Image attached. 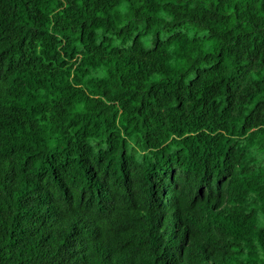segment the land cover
Wrapping results in <instances>:
<instances>
[{
	"label": "trees",
	"instance_id": "16d2710c",
	"mask_svg": "<svg viewBox=\"0 0 264 264\" xmlns=\"http://www.w3.org/2000/svg\"><path fill=\"white\" fill-rule=\"evenodd\" d=\"M185 262L264 264V0H0V264Z\"/></svg>",
	"mask_w": 264,
	"mask_h": 264
},
{
	"label": "rangeland",
	"instance_id": "374dc122",
	"mask_svg": "<svg viewBox=\"0 0 264 264\" xmlns=\"http://www.w3.org/2000/svg\"><path fill=\"white\" fill-rule=\"evenodd\" d=\"M56 210L51 209L50 213L53 215L55 213ZM171 214L174 216L175 220L177 223H181L183 225V234H184V238H186L188 231L191 232V222L190 220H186L185 218H181L179 219V213H177V210L174 208H170ZM50 220H52V218H50ZM80 239L83 242V244H85L86 250H89V248H91L93 241L92 239H90L89 236L83 234L80 235ZM76 243H80L79 241H76ZM81 253L83 254V251H81ZM184 264H187V262H185Z\"/></svg>",
	"mask_w": 264,
	"mask_h": 264
},
{
	"label": "clouds",
	"instance_id": "9594fccd",
	"mask_svg": "<svg viewBox=\"0 0 264 264\" xmlns=\"http://www.w3.org/2000/svg\"><path fill=\"white\" fill-rule=\"evenodd\" d=\"M175 208V207H174ZM176 209V208H175ZM55 210V209H54ZM177 213H179L180 215L182 214V213H180V211L179 210H177ZM187 220V219H186ZM83 234H85V235H87L86 233H82V232H80V231H77L76 233H75V237H76V239H77V241H79L80 243V246H81V248H79V250L81 249V251H83V254L82 255H86V252H88V253H91L92 252V249L90 248L89 250H86V247H85V244H83V242L81 241V239H80V235H83ZM191 235H192V229H191V232H189L188 231V234H187V236H186V244L188 245V243H190V238H191ZM88 236V235H87ZM90 239H92V241H93V244H92V246H94V239L93 238H91L90 237ZM74 244H76V241L74 242ZM78 244V243H77ZM91 246V247H92ZM84 255V256H85Z\"/></svg>",
	"mask_w": 264,
	"mask_h": 264
},
{
	"label": "bare ground",
	"instance_id": "6f19581e",
	"mask_svg": "<svg viewBox=\"0 0 264 264\" xmlns=\"http://www.w3.org/2000/svg\"><path fill=\"white\" fill-rule=\"evenodd\" d=\"M195 236V235H194Z\"/></svg>",
	"mask_w": 264,
	"mask_h": 264
}]
</instances>
